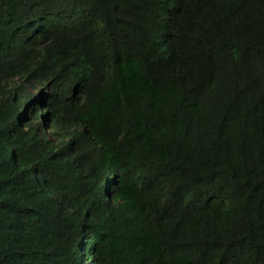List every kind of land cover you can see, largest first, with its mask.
Instances as JSON below:
<instances>
[{
	"label": "trees",
	"instance_id": "16d2710c",
	"mask_svg": "<svg viewBox=\"0 0 264 264\" xmlns=\"http://www.w3.org/2000/svg\"><path fill=\"white\" fill-rule=\"evenodd\" d=\"M7 74L89 138L0 121V264H264V0H0Z\"/></svg>",
	"mask_w": 264,
	"mask_h": 264
},
{
	"label": "clouds",
	"instance_id": "9594fccd",
	"mask_svg": "<svg viewBox=\"0 0 264 264\" xmlns=\"http://www.w3.org/2000/svg\"><path fill=\"white\" fill-rule=\"evenodd\" d=\"M28 85L29 84L24 78L12 77L9 74L0 77V121H4V124L15 123L23 132L28 131V128L32 127L37 141L36 148L38 151L49 156L50 154L54 155L56 152L60 151L63 144L68 145L75 137L83 135L86 137L85 140L89 138L80 126L65 129L67 133L66 137H57L54 127L49 123L48 111L43 108V102L48 100V93L43 92V97L40 98L38 97L40 94L37 95L38 92L32 90V93L37 98L26 99V97H22V94ZM17 104L20 106L19 112H15ZM83 141L81 140V143H83ZM58 159L59 161L64 160L69 162L62 157V155H59ZM55 164L58 168L72 171L85 167L83 162H79L75 165L70 164L69 167L63 166L58 161H55ZM42 167L49 168L50 166L42 165ZM110 173L102 175L97 185L96 196L103 201L104 205L112 204L115 200V177L114 174L111 175L112 173ZM90 230L93 231L92 229ZM95 242L96 239L94 235L90 234L80 239L74 246V249H78L79 252L83 254L84 260H87L89 252H91L95 246ZM86 264H91V262Z\"/></svg>",
	"mask_w": 264,
	"mask_h": 264
}]
</instances>
